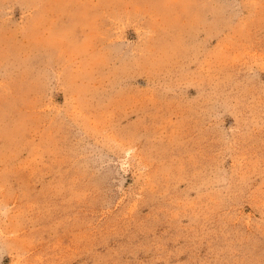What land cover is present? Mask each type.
Masks as SVG:
<instances>
[{"label":"rangeland","instance_id":"obj_1","mask_svg":"<svg viewBox=\"0 0 264 264\" xmlns=\"http://www.w3.org/2000/svg\"><path fill=\"white\" fill-rule=\"evenodd\" d=\"M0 264H264V0H0Z\"/></svg>","mask_w":264,"mask_h":264}]
</instances>
